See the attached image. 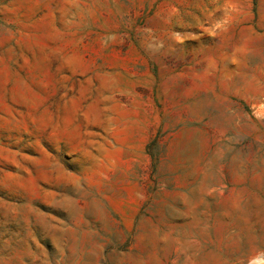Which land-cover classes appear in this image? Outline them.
I'll return each instance as SVG.
<instances>
[{
  "label": "rangeland",
  "instance_id": "1",
  "mask_svg": "<svg viewBox=\"0 0 264 264\" xmlns=\"http://www.w3.org/2000/svg\"><path fill=\"white\" fill-rule=\"evenodd\" d=\"M0 264H264V0H0Z\"/></svg>",
  "mask_w": 264,
  "mask_h": 264
}]
</instances>
